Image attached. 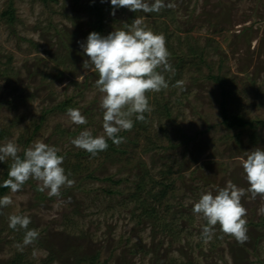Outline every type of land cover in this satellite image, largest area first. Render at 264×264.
Wrapping results in <instances>:
<instances>
[{
    "label": "rangeland",
    "instance_id": "374dc122",
    "mask_svg": "<svg viewBox=\"0 0 264 264\" xmlns=\"http://www.w3.org/2000/svg\"><path fill=\"white\" fill-rule=\"evenodd\" d=\"M169 2L175 7L159 13L119 8L113 16L110 0H0V14L11 3L14 9L11 24L0 19V146L14 141L22 158L37 139L55 146L75 181L59 197L41 192L34 179L9 189L13 204L0 209V264H90L96 256L95 264H264V197L242 198L244 243L219 225L205 243L206 221L192 210L202 193L215 194L228 181L247 189L240 158L264 149V0ZM89 4L104 13L102 36L144 17L165 35L175 70L165 73L168 89L147 94L153 110L145 121L133 117V128L119 133L124 142L95 156L71 143L86 129L103 133L98 73L83 68L89 58L78 43L92 32ZM190 48L201 56L191 57ZM220 84L231 93L228 111L258 122L254 130L222 126ZM69 107L87 124H73ZM11 163L0 162V183ZM141 182L144 193L170 186L157 224L140 217ZM12 214L30 217L28 229L39 232L33 244L23 246L25 230L9 227Z\"/></svg>",
    "mask_w": 264,
    "mask_h": 264
},
{
    "label": "clouds",
    "instance_id": "9594fccd",
    "mask_svg": "<svg viewBox=\"0 0 264 264\" xmlns=\"http://www.w3.org/2000/svg\"><path fill=\"white\" fill-rule=\"evenodd\" d=\"M103 2V0H101ZM112 15L119 8L132 12L159 13L162 9H172L174 2L165 0H110ZM83 53L89 58L83 61L84 69L98 73L95 86L100 96V108L103 110V133L94 136L91 130H84L71 141L77 148L87 151L92 156L107 150V140L119 146L124 138L121 131H130L135 121L144 122L145 113L153 108L148 93H159L169 88L165 73L174 72L170 63L171 53L166 47V37L157 34L144 23V17H136L124 29L114 30L107 36L91 32L86 43L78 42ZM46 58V57H45ZM182 81H177V86ZM67 116L75 125L87 124V118L78 108L69 107ZM21 148L12 140L0 146V162L11 158L8 179L3 186L12 193L22 190L23 185L34 179L40 182L41 192L48 190L49 197H59L62 187H71L75 181L69 179L71 173L62 167L64 156L60 149L37 139L31 146L23 149V158L19 155ZM249 187H238L231 181L212 191L202 193L194 203L193 213L206 221L202 229L205 243L215 235V226L220 231L233 236L239 243L248 240L247 209L242 198L248 193L253 199L257 195L264 197V149L256 148L245 152L240 158ZM13 204L12 197H0V209ZM264 214V206L258 210ZM2 214V213H0ZM9 227L24 229L23 246L33 244L39 237L36 229H28L31 219L28 215L12 214L8 217Z\"/></svg>",
    "mask_w": 264,
    "mask_h": 264
},
{
    "label": "trees",
    "instance_id": "16d2710c",
    "mask_svg": "<svg viewBox=\"0 0 264 264\" xmlns=\"http://www.w3.org/2000/svg\"><path fill=\"white\" fill-rule=\"evenodd\" d=\"M42 4H45L48 0H40ZM89 15L93 18V23L91 24L92 27V32H97L100 35L103 33L104 30V13L102 9L97 7L95 4H89L88 7ZM13 14H14V9L12 6V3L8 7L7 11L4 12L3 14H0V19L5 20L6 24H11L13 21ZM188 53H190L191 57L195 56H201V52H195L193 48L188 50ZM184 58V55H180V60ZM208 79L212 80L213 82L221 83L220 80L216 77H208ZM222 84H220L221 86ZM222 87V93L221 97L223 98L219 108H220V118H221V124L224 126L226 129L229 130H241V131H251L254 130L256 125H259L258 122H252V121H247L244 118H242L239 115L230 113L227 109V99L230 98L231 93H227L226 91L223 90ZM56 110H65V104L59 105L56 107ZM4 133L0 132V139H4ZM109 147L113 143L111 141H107ZM22 158V157H21ZM8 179V173L4 175V180L3 182ZM107 181H110V179H106ZM3 182L0 183V197H3L10 188H6L3 186ZM151 182V181H150ZM158 184V183H157ZM147 183L141 182L136 186V190L138 193H143L145 197L143 199L139 200V208L141 209V218L144 220H152L154 223L160 222V215L158 208L162 206V204L166 201L168 191L170 186L165 185V184H158L160 186V189L155 191V188L152 187L149 191H145ZM112 194V193H109ZM149 200L152 202L151 205H149ZM141 222V221H140ZM139 222V223H140ZM98 256L95 258L91 259L90 264H95ZM75 264H83L82 261H77Z\"/></svg>",
    "mask_w": 264,
    "mask_h": 264
}]
</instances>
